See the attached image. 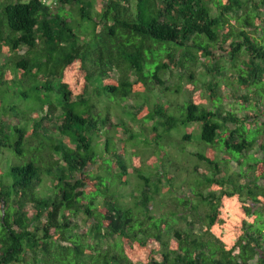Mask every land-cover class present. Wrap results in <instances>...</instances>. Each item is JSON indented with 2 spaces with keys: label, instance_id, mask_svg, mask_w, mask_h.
<instances>
[{
  "label": "trees",
  "instance_id": "trees-1",
  "mask_svg": "<svg viewBox=\"0 0 264 264\" xmlns=\"http://www.w3.org/2000/svg\"><path fill=\"white\" fill-rule=\"evenodd\" d=\"M95 2L0 0V174L3 152L16 157L12 179L0 181V264H24L28 253L29 264H264V0ZM172 70L189 89L197 72L207 79L201 102L170 98L183 92L166 85ZM225 89L243 115L226 108ZM13 90L39 105L8 106ZM121 110L138 132L115 117ZM189 125L211 145L210 155L194 154L207 171L194 166L189 196L174 198L181 211L156 216L154 198L171 192L174 177L129 166L111 129L163 150L178 140L184 148ZM103 131L108 157L95 151ZM256 145L263 157L251 156L254 176L241 183L245 163L233 154ZM232 160L241 166L234 191ZM131 177L137 194L125 202L120 188Z\"/></svg>",
  "mask_w": 264,
  "mask_h": 264
},
{
  "label": "rangeland",
  "instance_id": "rangeland-1",
  "mask_svg": "<svg viewBox=\"0 0 264 264\" xmlns=\"http://www.w3.org/2000/svg\"><path fill=\"white\" fill-rule=\"evenodd\" d=\"M258 1V0H257ZM94 3L97 4V2ZM98 6V4H97ZM4 59V57L0 56V63L2 62V60ZM196 76L200 79L201 81L196 85V89L192 88L189 89V82H187L186 78L183 77V79L180 81L179 78V72H177L176 70H172L171 72H167L164 76V80L166 81V85L169 86H174L177 83H181L183 85V89L181 93L179 94H174L173 96L171 95L170 98L181 102L186 96H189V94L193 97H197L199 96L203 91V85H202V81L203 79L206 78H202L201 76L198 75V72L196 74ZM207 80V79H206ZM191 88V87H190ZM234 88H237L236 85H234ZM223 93L225 95H227L228 100L225 101V106L226 108H233V109H238V104H236V100L233 98L232 95H230L229 93V89H225L223 91ZM242 93H244L243 90H239L237 91V95H241ZM3 94V93H2ZM1 95V94H0ZM4 99L7 102L8 106L11 105H17L21 104L23 106H27L31 109H35L39 103L37 102V100H35V97H31V98H27V99H23L21 96L19 95H14V90H13V95L6 93L5 95H3ZM197 100L201 99L199 97L196 98ZM220 100L217 99L216 103L219 102ZM136 101L134 99H130L127 100L126 102H124L123 104H125L126 106L130 107L131 105H133ZM207 103V102H206ZM21 108V106H19ZM117 110V109H116ZM118 112V111H117ZM117 112L114 111V115L115 117H118V119H121V122H124L126 124H128V126L132 127L134 132H138L139 131V126L138 124L132 123L129 121V119L127 117H125L122 113V110L119 111L117 114ZM4 110L1 109L0 107V117L3 115ZM237 115H243L244 112L242 110H237ZM116 122H119V120H115ZM115 123V122H113ZM151 125V123H147L146 126L149 128ZM199 129L200 126L197 125L195 126H191L189 125L188 128H183L180 130L183 131H190L193 133V137L192 140L187 142H183L182 144L184 145V148H180V140L178 141H174L172 142L174 144V146H171V148L169 147H165L163 150H159L157 148H153L151 146H145L143 145V143H139L136 144L135 146H133L130 142H125L126 137L123 136L121 129L118 128H112L111 129V135L114 137L115 139V147L117 149V152L121 153V149H122V145H124L123 147L125 148V150H123L124 153V159L127 162V164L129 166H138L141 168V172L145 175L148 176L149 174L156 172L158 169H162L166 170V172H168L170 174L171 172V176H173V183H172V187L169 190H171L170 193H167L168 189H163V191H160L158 195L155 196L154 201H153V206H152V212L156 215L159 216L161 214H167L169 213V211H181L182 207L177 206L176 202H175V196L176 197H184V196H189L188 194L190 193V189H188V185L192 182L194 175V166L195 165H199L198 169L199 171H207L204 163L203 162H198V159L194 156V154L196 152H200V153H204L207 156L210 155V149H211V145L202 143L199 138ZM107 131H103L101 135L96 136L94 138V140L96 138H102L101 140L96 142V147H95V151L101 155H104V157H108V155L104 154L103 148H104V143H105V139L107 136V133H105ZM176 131H174L175 133ZM144 136L146 137H150L149 132L145 131L144 132ZM177 134L179 135V133H175L173 135L174 138H178ZM144 136H141L140 138H143ZM136 140H139V138L137 137ZM121 141V142H120ZM164 142H169V139L167 138V140L164 138ZM125 143V144H124ZM160 144H163L160 142ZM171 144V142L169 143ZM168 143H166V145H169ZM184 149V150H182ZM156 152V155L154 154ZM165 154V156H163V154ZM235 159H241L240 162H244L245 166L242 168L246 175L245 177L240 178V182L244 183V182H249L251 180V178L254 176V170L251 169L250 167L254 166V163L252 161L248 160H252V157H255L256 159H262L263 157V152L260 150V148L256 145L254 147V150L248 153H245L244 155H240L238 153H234L233 154ZM212 156H218V158H226L228 157V155L223 154L218 152V150L213 152ZM250 156V157H249ZM12 157V158H11ZM163 157V158H162ZM242 157V158H240ZM16 159L15 155L11 152H7L4 151L3 155H2V163H3V167H6V165H9V167L11 165H14L15 163L13 162V160ZM173 161L174 165L171 164V161ZM97 167V165H95ZM9 167H7V170L5 171V173L0 174V181H3L4 184L9 182V179L11 180L12 178L8 175L9 173ZM227 175H231L233 176L232 178L234 180H231L230 183L228 184V190L230 191H234L235 189H238L240 186V182H239V177L238 174L240 172L241 166L239 162H236L235 160H232L227 166ZM5 174V175H3ZM131 184H129L127 187H122L120 188V191L123 195V199L125 202H129L132 200V194H137V183H139V181L137 180V178L135 177H131ZM259 184L264 185V180H259L258 181ZM48 183L47 181H44L40 184V188L44 189L47 188ZM167 185H164V187ZM163 187V186H162ZM253 208L256 210L257 206H255V204H252ZM73 224L76 225V230L81 232L84 229L87 228V225L84 223L83 221V217L82 216H78L72 219ZM183 225V224H182ZM31 258L30 253H28V255L25 257V262L24 264H29V259ZM256 261L253 262V264H255Z\"/></svg>",
  "mask_w": 264,
  "mask_h": 264
}]
</instances>
